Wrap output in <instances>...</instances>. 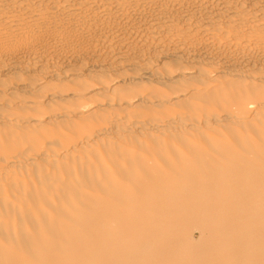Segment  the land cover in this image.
<instances>
[{"label":"bare ground","instance_id":"6f19581e","mask_svg":"<svg viewBox=\"0 0 264 264\" xmlns=\"http://www.w3.org/2000/svg\"><path fill=\"white\" fill-rule=\"evenodd\" d=\"M0 264H264V0H0Z\"/></svg>","mask_w":264,"mask_h":264},{"label":"rangeland","instance_id":"374dc122","mask_svg":"<svg viewBox=\"0 0 264 264\" xmlns=\"http://www.w3.org/2000/svg\"><path fill=\"white\" fill-rule=\"evenodd\" d=\"M193 235H194V236H195V238H196V237H198V236H199V233H198L197 231H195Z\"/></svg>","mask_w":264,"mask_h":264}]
</instances>
